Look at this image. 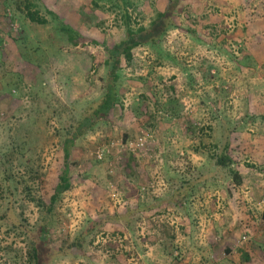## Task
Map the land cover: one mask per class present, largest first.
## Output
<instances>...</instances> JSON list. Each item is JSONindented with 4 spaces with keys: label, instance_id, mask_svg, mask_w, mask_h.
Here are the masks:
<instances>
[{
    "label": "rangeland",
    "instance_id": "1",
    "mask_svg": "<svg viewBox=\"0 0 264 264\" xmlns=\"http://www.w3.org/2000/svg\"><path fill=\"white\" fill-rule=\"evenodd\" d=\"M32 1L42 14H46L45 8L53 9L85 36L101 42L116 41L124 33L115 12L94 7L90 0ZM131 1L134 3L131 11L142 24H148L166 3V0ZM260 2L190 0L177 20L200 29L206 43L179 30L170 31L163 41V47L180 57L187 69L158 65L154 61L155 54L147 47L136 49L132 64L125 68L128 78L124 83L128 90L126 113L139 100L140 92L155 88L164 100L177 98L181 113L190 114L196 125L212 124L215 138L222 135L221 116L230 118L231 126L242 131L232 136V145L239 161L236 164L246 178L244 184L234 185L226 173L219 180L223 181L222 185H214L210 179L212 187L206 190L204 201H195L192 223H186V219L181 218L183 212L177 214L172 208L152 211L146 218L143 214L135 231L124 229L123 223L104 227L89 247L90 261L69 256L53 264H169L176 258H180L177 264H197L204 255L217 256L215 263L218 264H264V223L261 220L264 210V8L260 7ZM23 7L24 0H0V144L28 137L40 150L43 148L50 187L59 165L53 134L57 121L49 114L33 125V118L38 106L42 107L47 100L57 105L59 99L81 109L100 95L99 76L103 72L98 58L100 47L92 43L77 46L67 43L65 37L58 35L53 21L47 25L32 23L23 14ZM241 40L242 43H236ZM248 56L253 58L252 63L257 60L256 68L240 65L239 58ZM206 66L208 75L204 72ZM188 72L193 74L191 83ZM148 103L150 117L143 115L151 134H147L150 159L144 156L148 179L143 184H148V192L140 191L139 197L141 202L158 203L168 198L169 189L161 167L163 148L171 173L176 170L190 173L205 157L185 150L191 139L182 130L188 125L182 117L167 129L153 127L157 105L153 98ZM126 119L125 113L117 119L114 132L110 131L113 127L107 130L103 126L81 141L76 151L80 162L77 172L88 171L89 175L68 192L59 205L56 241L73 237L89 218L107 211L123 213L127 206L136 205V197L127 200V186L123 187V192L117 191V183L108 179V163H96L93 158L100 141L121 136L118 124L128 127L132 136L137 134L136 124L124 122ZM38 128L41 135L36 142L33 136ZM246 160L254 166H246ZM213 202L215 209L211 211ZM38 214L32 205L25 208V216L32 222ZM208 220L213 222L205 226L210 223ZM167 222L177 232L181 256L168 257L160 249L161 233L171 232L166 227ZM3 236L0 233V238ZM5 241L9 243L12 239L6 237ZM244 254H248L249 261L244 259ZM0 256L7 259L1 252ZM228 256L230 259L224 261Z\"/></svg>",
    "mask_w": 264,
    "mask_h": 264
},
{
    "label": "trees",
    "instance_id": "2",
    "mask_svg": "<svg viewBox=\"0 0 264 264\" xmlns=\"http://www.w3.org/2000/svg\"><path fill=\"white\" fill-rule=\"evenodd\" d=\"M189 1L166 0L165 7L157 11L148 24H142L131 11V7H134L131 0H90L94 7H103L115 12L119 25L123 27L124 33L120 39L101 42L85 36L55 10L45 8L46 14H42L35 2L24 0L22 12L32 23L47 25L53 21L58 35L65 37L67 43L73 46L80 43H92L99 46L98 58L103 72L99 76L100 95L88 101L83 108L77 109L74 105L63 103L59 99L57 105L47 100L42 107L38 106L33 125L39 119H46L49 114H51L50 118L57 121L53 134L56 138L54 145L59 165L50 187V180L48 181L47 171L44 168L45 163H43V148L40 150L36 143L28 137L12 140L3 146L0 144V233L4 234L0 238V252L3 256L7 255V259H1L0 256V264H53L56 260L69 256L90 261L89 247L95 243L97 234L108 224L123 223L124 229L135 231L137 222L143 219V214L146 218L147 213L170 208L177 214L180 211L183 212L184 216L181 218L186 219V223L190 224L195 201L202 200L206 190L212 187L210 179L214 185H222L223 181L219 180L226 173L228 180L230 179L229 181L234 185L244 184L246 178L236 164L239 161L233 154L234 146L232 145V136L242 131L231 126L230 118L221 116L219 126L222 135L215 138L212 134L214 130L212 124L196 125L191 121L190 114L187 116L181 113V108L176 103L177 98L164 100L159 89L155 88H147L140 92L139 100L132 104L129 112H125V97L128 92L124 87L128 79L125 68L132 64L136 49L140 47L151 49L155 54V63L160 66L172 65L179 70H186V64L181 62V58L163 47L166 35L172 30H179L197 41L206 43L204 36H200V29L193 25L185 26L177 20L181 18ZM261 1L259 5L264 8V0ZM242 42L241 40L236 43ZM248 57L247 59L239 58L240 65L243 68L249 66L256 68L257 60L255 59L252 63L253 58ZM207 67L204 68L205 75L210 74ZM192 77V72H188L189 83ZM150 98H153L157 105L154 112V118H157L152 126L159 130L167 129L169 125L176 123L177 118L182 117L183 121L188 123L183 126L182 130L191 139L190 145H187L185 150H191L205 157L201 165H196L190 170L191 174L188 171L180 173L178 170L171 173L167 168L170 165L167 164L168 159L165 158L167 153L163 148L162 155H160L162 157L161 167L165 172V182L169 189L166 193L168 198H163L158 203L141 202L139 197L140 191L148 192V184L143 183L148 179V172L144 168L146 166H144L146 163L144 156L150 159L147 145V134L150 132L146 129V120L143 115L150 117L148 112ZM124 113L127 118L124 122L133 121L136 124L134 127L138 130L137 134L132 136L131 130L120 123L118 129H121V136L106 138L107 140L100 141L97 146L110 144L115 139H121L128 144L129 141H135L141 135L145 138V147L136 150L128 147L122 149L111 147L110 152H106L102 159L97 158L95 148L93 158L96 163H108V179L117 183V191L123 192L125 190L123 187L127 186V200H132L130 198L133 196L136 197V205L127 206L123 213L107 211L101 213L102 215L98 214L95 218H89L86 225L73 234V237L70 235L56 241L55 235L60 223L59 205L66 194L77 184L84 182L88 177L86 175H89L88 171L86 173L77 172L80 162L77 160L76 151L80 149L81 141L103 126L106 129L113 127L114 129L111 128L110 131L114 132L117 119H120ZM47 123H50L49 120ZM39 135H41V129L38 128L33 136L36 142L39 140ZM245 163L246 166H254L253 162L246 160ZM29 205L36 207L39 213L34 222L25 216V208ZM214 209L213 202L211 211ZM261 220L264 223V210ZM166 227L171 232L165 233L164 230V234L161 233L163 237L159 240L160 249L168 257H178V254L181 256L179 252L181 246L174 226H169L167 222ZM6 237L11 238L12 241L6 243ZM18 243H21V246H18ZM203 257L197 264H218L215 263L218 261L217 256L210 258L204 255ZM244 259L250 260L248 254H244ZM179 261L180 258H176L169 264H177Z\"/></svg>",
    "mask_w": 264,
    "mask_h": 264
},
{
    "label": "built area",
    "instance_id": "3",
    "mask_svg": "<svg viewBox=\"0 0 264 264\" xmlns=\"http://www.w3.org/2000/svg\"><path fill=\"white\" fill-rule=\"evenodd\" d=\"M145 138L144 136H139L135 141H129L128 144H125L121 139L112 140L110 144L98 145L96 146V154L98 159H102L106 152H110L111 147H120L122 148H130L136 150L137 148L145 147Z\"/></svg>",
    "mask_w": 264,
    "mask_h": 264
},
{
    "label": "crops",
    "instance_id": "4",
    "mask_svg": "<svg viewBox=\"0 0 264 264\" xmlns=\"http://www.w3.org/2000/svg\"><path fill=\"white\" fill-rule=\"evenodd\" d=\"M208 222H210V220H208ZM212 222H213V221H211L209 224H206L205 226H207V225H211ZM228 259H230V256H228L227 258H224L223 260H228Z\"/></svg>",
    "mask_w": 264,
    "mask_h": 264
}]
</instances>
